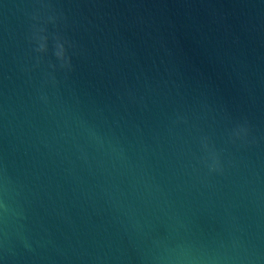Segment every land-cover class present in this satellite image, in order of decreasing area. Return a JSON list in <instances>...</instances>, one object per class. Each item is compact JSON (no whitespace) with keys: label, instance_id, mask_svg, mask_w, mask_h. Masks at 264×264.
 Here are the masks:
<instances>
[{"label":"water","instance_id":"1","mask_svg":"<svg viewBox=\"0 0 264 264\" xmlns=\"http://www.w3.org/2000/svg\"><path fill=\"white\" fill-rule=\"evenodd\" d=\"M0 264H264V0H0Z\"/></svg>","mask_w":264,"mask_h":264},{"label":"clouds","instance_id":"2","mask_svg":"<svg viewBox=\"0 0 264 264\" xmlns=\"http://www.w3.org/2000/svg\"><path fill=\"white\" fill-rule=\"evenodd\" d=\"M60 60L62 61V64H61L62 67H65V68H68V69L71 68L70 58L66 55V50H65V53H64V55L61 57ZM212 170H213V171H216V170H218V168H216V169H212Z\"/></svg>","mask_w":264,"mask_h":264}]
</instances>
